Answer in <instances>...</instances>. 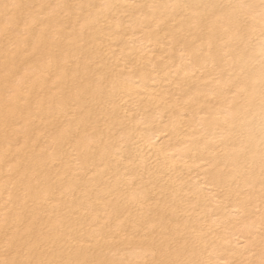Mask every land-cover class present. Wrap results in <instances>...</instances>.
I'll list each match as a JSON object with an SVG mask.
<instances>
[{"label": "bare ground", "instance_id": "obj_1", "mask_svg": "<svg viewBox=\"0 0 264 264\" xmlns=\"http://www.w3.org/2000/svg\"><path fill=\"white\" fill-rule=\"evenodd\" d=\"M261 4L0 0V264H259Z\"/></svg>", "mask_w": 264, "mask_h": 264}, {"label": "snow or ice", "instance_id": "obj_2", "mask_svg": "<svg viewBox=\"0 0 264 264\" xmlns=\"http://www.w3.org/2000/svg\"><path fill=\"white\" fill-rule=\"evenodd\" d=\"M12 7H17V5H12ZM261 8L264 9V0H262ZM261 84H262V92H261L260 134L262 137V147H264V72H262L261 74ZM262 165H264V155H262ZM24 264H29V262H24ZM158 264H194V262L177 258V259H172V260L163 259V260H160ZM259 264H264V240H262V252H261V259L259 261Z\"/></svg>", "mask_w": 264, "mask_h": 264}]
</instances>
